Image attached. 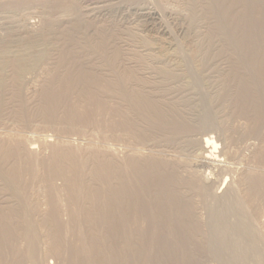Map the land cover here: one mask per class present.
I'll list each match as a JSON object with an SVG mask.
<instances>
[{"label":"bare ground","instance_id":"obj_1","mask_svg":"<svg viewBox=\"0 0 264 264\" xmlns=\"http://www.w3.org/2000/svg\"><path fill=\"white\" fill-rule=\"evenodd\" d=\"M108 1L102 5L106 14L109 15L108 12L111 13V10L117 8L122 12L130 8L138 17L144 19V22L157 24L159 34L167 38L170 35L168 27L161 20L160 10L151 6V0H118V3ZM80 2L81 0H47L45 4L49 10L75 11L76 16L72 13L75 19L73 17L70 21L62 17L64 21L58 22L55 20L58 18L56 15L55 19L46 18L42 21L44 24H41L38 32L35 31L42 42L45 39L42 36L46 37L45 35L52 32H55L54 36L57 38H54L57 42L65 36H72L74 40L75 36L78 38V41H75L78 48L76 53L61 52L62 46L58 45L59 48L54 49L52 46L51 51L45 50L42 55L30 59V62L29 59L20 57L22 62L24 59V64L13 57L15 54L12 56L5 51L0 53V110L7 104V112L14 116H0V186L7 192V197L6 194L0 195L10 199V202L6 201L9 203L6 210L1 208L3 211L0 212V237L13 244L9 237L14 235L9 236V233L14 229L8 231L10 223H5L7 218L13 217L17 227H14L15 233L20 239L18 248L15 241L13 248L17 249L11 251L14 253H11L13 259L17 260L10 264L66 263L63 258L60 260L63 254L60 255L58 249H63L64 245H60L59 234L67 231L75 238L71 240H75L79 245V258L86 261L90 260V257L100 258L102 264H123L124 261L119 260L113 263L108 259L107 262L101 261L104 254L102 249H99L103 246L104 237L101 238L100 235L105 234H99L101 224L105 227L112 226V229L119 226L121 231H128L126 238L123 236L124 240L121 239L125 246L121 247L124 246V250L126 248L131 255L133 252L134 260L149 259L147 255H143L146 252V244L142 241L141 231L144 229L146 232L151 231V244L156 246V250L165 251L167 246L181 250L183 248L184 254L180 259L187 264H264V44L257 42L256 48L260 49H257V52L261 53V47L263 49L261 56H258L257 52L252 55L249 50L250 43L249 48L242 51L243 44L249 42L250 37L254 38L250 32L246 33L249 28V31L254 30L250 26L256 22L253 19V11L262 17L256 26L260 29L259 38L264 39V0L183 1L189 14L185 18L186 26H179L180 30L184 28L190 34L193 53L190 55L183 52L180 55L186 60L188 70L194 74V77H191L197 92L181 84V73L169 64L167 56H156L155 49L150 46L151 43L154 45L153 42L150 39L149 43L147 39L139 37V28H132L134 25L125 26L127 22L122 26L113 20L101 25L96 24L97 21L94 24L91 21L92 24L86 25L87 18L91 16L87 17L85 14L90 11L87 10L86 13V10H83L85 14L82 13ZM163 11L172 14L167 9ZM201 16H209L212 19L218 35L222 34L225 38L228 31L232 35L231 38L234 37L235 44L231 42L230 47L233 52L232 62L236 64L237 69L230 71L234 72L230 82H224V79L221 82L219 76V80L213 82L211 75L215 71H212L210 76H205L212 86L208 105H211L213 113L210 115L208 130H213L218 135L213 137L206 133L202 139L197 140L192 136L194 130L191 126L207 124L206 116L209 114L204 110L201 116L195 118L198 121L193 119V122L189 123V112L195 106V100H204L197 77L198 74L204 75L207 69L206 60H209L208 52L212 51L214 43L217 44L216 39L214 42L213 33L206 35L197 29ZM67 17L68 14L65 18ZM5 20L7 21V18ZM31 21L25 19L23 22L27 31L28 27L34 29V23ZM65 25L67 26L64 27ZM51 35L53 37V34ZM254 41L255 44L256 40ZM170 42L165 43L169 45ZM7 49L8 47L5 48ZM120 51L124 54L121 58ZM10 52L12 53V50ZM91 55H97L98 58H91ZM257 57L260 58L259 62ZM22 71L23 79L18 81L16 76ZM255 73L261 75V84H256L255 79L260 78H255ZM73 97L76 98L75 101H72ZM4 110L3 107L1 112ZM98 110L109 112L110 117L97 115ZM119 111L124 113L125 118L112 120ZM35 114L44 119L40 121L42 126L40 127L39 123V127L53 129V132L57 133V137L54 134L56 138L38 135L36 144L33 136L23 133L22 128H34L36 123L29 119ZM9 121L20 125L21 129L13 124L19 130L11 131L7 128ZM81 122H86L89 126ZM123 125H127V129L113 133L114 128ZM37 128L35 129L38 130ZM30 130L32 132L33 129ZM70 133L86 138L75 142L68 135ZM94 136L106 139L105 145L96 142L97 137L96 144L93 143L91 137ZM109 137L113 142L108 141ZM209 146L217 148V153L212 154V149L205 150L204 147ZM38 167L44 169L41 170L45 172L44 183H39L41 179L37 178V182L34 178L32 171L37 172ZM52 176L61 178L64 181L62 185H55L51 181ZM81 177H84V180ZM63 195L66 202L61 204L63 202L60 203V197ZM166 215L171 217L166 224H162L166 231L164 234L158 233L153 227L156 218ZM171 221L175 222V227L184 230L185 237L179 243L170 237V233H173ZM71 224L74 227H70ZM149 227L150 231L147 230ZM114 232L111 233L114 235ZM45 236V240L49 241L48 245L51 243L49 248L47 245L48 251L53 256L57 254L54 258L58 257L53 262L44 261V254L39 252L42 248L38 249L39 238ZM3 240L2 245L5 242ZM41 242L43 244V241ZM120 249L122 248H119V252ZM64 251L67 252L66 249ZM123 254L114 255L116 259L127 260V256L123 257ZM12 256L9 254L8 257ZM5 262L7 261H1L0 264H7Z\"/></svg>","mask_w":264,"mask_h":264},{"label":"rangeland","instance_id":"obj_2","mask_svg":"<svg viewBox=\"0 0 264 264\" xmlns=\"http://www.w3.org/2000/svg\"><path fill=\"white\" fill-rule=\"evenodd\" d=\"M3 1V2H2ZM0 0V6L1 5H3V6H1L0 7V53L1 52H6V53H9V54H15V56H13V57H15V58H18L19 60H20V62L21 63H25V61H24V59H23V62L21 61L22 60V58H20V57H25V59H29L28 60V62H30L31 60L30 59H32L33 57H37V56H40V55H42L44 52H46V51H51V47L53 46V48L52 49H54V47L55 48H59V46L58 45H60V47L62 46L63 48H60V51L62 50L63 52H66V53H76V50L78 49L77 48V42H75V41H78L77 39L78 38H75V36H74V40H73V37L72 36H65V38L63 37L62 39H61V41H58L57 42V40H55V38H57V36L55 35L54 36V34H55V32L53 33H51V34H53V37H52V35L49 33V34H47V35H45L46 37H44V36H42L43 38H45V39H43V42H42V39H41V37L40 36H38V35H36V32H38V29L40 28V26H42L43 24H44V22H42V21H45L46 20V18H48L47 20H49L50 18L51 19H55L56 17H58L57 19H55L56 21H64V20H69L70 19V21L71 20H73V17H74V19H75V16H76V12L75 11H63V10H61V11H63V12H60V9H53V10H49V8H47V6H46V4L45 3H47V0H28V2H26L27 0H24V2H23V0H5V4H4V0ZM21 2V3H18V2ZM31 1V2H30ZM80 1V0H79ZM108 0H81V2H80V8H81V11H82V13H84L85 14V11L83 12V10H86V13L88 12L87 10H89L90 12L89 13H87V14H85L87 17H90V18H87L88 20L85 22L86 23V25H90V24H94V22L96 23V21H97V23L96 24H104V22H106V23H108V21H110V20H113V21H115L117 24L118 23H120V25H122V24H124L125 25V23H126V25L125 26H128V27H132L133 25V27L132 28H139V30H137L138 32V35H139V37L141 36L142 38H145V39H147L148 40V42L149 43H151V42H153V44L154 45H152V43H151V47H153V49H155V54H156V56L158 57V58H160V57H163V56H167L166 58H168L170 61H169V64L172 66V67H174V68H177L178 69V71L181 73V76H182V78H183V82H181V84L183 85V86H186V87H188L190 90H194L195 92H197V88H196V86L194 85L195 84V82H194V79H193V75L194 74H192L191 73V71H190V69L188 70V65H186L187 64V62H185L186 60H184V58H182V54H183V52L185 53V52H188L187 54H190L191 55V53H193L192 51H193V49L191 48L193 45H191V42H190V39H189V37H190V34H188V32H187V30L185 31L184 30V28H183V30H180V26H182V27H184V25H185V18L187 17V15L189 14V10H188V8H187V6L186 5H184V3H183V1L184 0H151V1H149L150 3H151V6H153V7H156L157 9H159L160 10V12H161V15H162V17H161V20H162V22L164 23V25L165 26H167L168 27V32H169V36H168V38L167 37H165L164 35H161V34H159V32H158V25L157 24H154V23H151V22H147V21H145L144 22V19H142V18H140V17H138L137 16V14L136 13H134L133 12V10L132 9H130L129 8V10L128 9H125V10H123V11H125V12H122V11H120L118 8H117V10L115 9L114 11H112L111 10V13L110 12H108L109 13V15L108 14H106L105 12H104V7L102 8V5H104V4H107L108 2H107ZM33 2V3H32ZM83 2V3H82ZM84 2H86V3H84ZM110 2H114V3H118V0H111ZM11 5H10V4ZM17 3V4H16ZM22 3H24V4H26L25 6H24V4H22ZM37 3V4H36ZM89 3V4H88ZM112 3H110V5L112 4ZM7 4H8V6H7ZM17 6H15V5ZM20 4H22V6L20 5ZM98 4V5H97ZM153 4V5H152ZM32 5H33V7H32ZM37 5V6H36ZM96 5H97V7H96ZM109 5V4H108ZM118 4H116V6H117ZM10 6V7H9ZM12 6V7H11ZM21 6V7H20ZM31 6V7H30ZM35 6V7H34ZM6 7H8V9L6 8ZM39 7V8H38ZM88 7V8H87ZM95 7H96V9H95ZM99 7V8H98ZM106 7V6H105ZM6 8V9H5ZM86 8V9H85ZM91 8H94V9H91ZM98 8V9H97ZM34 9V10H33ZM164 9H167V11H171L172 12V14H168V13H166V11H163ZM32 10H33V12H32ZM37 11V12H36ZM93 11V12H92ZM100 11H101V13H100ZM116 11V12H115ZM118 11V12H117ZM33 14H32V13ZM50 12V13H49ZM68 12H70V14L68 13ZM97 14H96V13ZM119 12H121V13H119ZM177 12V13H176ZM75 14V16H73V14ZM116 13V14H115ZM166 13V14H165ZM31 14H32V17H31ZM51 14V15H50ZM54 14V15H53ZM63 14V15H62ZM67 14H68V17H67V19L65 18V16H67ZM92 14V15H91ZM96 14V15H95ZM119 14V15H118ZM121 14V15H120ZM131 14V15H130ZM135 14V15H134ZM36 15V16H35ZM40 15V16H39ZM52 15H53V17H52ZM57 15V16H56ZM65 15V16H64ZM101 17H100V16ZM128 15V16H127ZM172 15V16H171ZM185 15V16H184ZM191 15V14H190ZM28 16H30V17H28ZM35 16V17H34ZM48 16H50V17H48ZM56 16V17H55ZM69 16H70V18H69ZM97 17V18H95V17ZM122 16V17H121ZM26 17V18H25ZM60 17V18H59ZM63 17V18H62ZM92 17H94V18H92ZM100 17V18H99ZM169 17V18H168ZM177 17V18H176ZM183 17V18H182ZM3 18V19H2ZM7 18V21L5 20ZM10 18H12L13 20H15L14 22H13V20L11 19L10 20ZM22 18V19H21ZM31 18H32V21H31ZM40 18V19H39ZM64 19V20H62V19ZM93 20H92V19ZM166 20H165V19ZM175 18V19H174ZM18 19V20H17ZM25 19H30V21L32 22V23H34V26L37 28H35L34 26L32 27V28H34V29H31V27L29 28L28 27V31L31 29V31H29V33H28V31H27V28H25L26 26H24V20ZM44 19V20H43ZM89 19H91L90 21H89ZM98 19V20H97ZM180 19V20H179ZM182 19H184V20H182ZM253 19H255V21L256 22H254V24H252V25H250L251 27H253L254 28V30L252 31V29L249 31V29H248V31H246V33L248 34L249 32V34H252V36H254V38H252V37H250V41L249 42H246L245 43V45L243 44V46H242V51H245V49L246 48H249V46H248V44L250 43L251 45H250V48H249V50H251V52H252V55L253 54H257V53H259V52H257L258 50H260L259 48H256V46H258V43H260L261 45L262 44H264L263 43V40H261V38H259V27L258 26H256V25H258V20H260V19H262V17L261 16H258V14L256 13V11H253ZM4 20V21H3ZM11 22H10V21ZM35 20V21H34ZM95 20V21H94ZM127 20V21H126ZM138 20V21H137ZM165 20V21H164ZM177 20V21H176ZM5 21H6V23H5ZM40 21V22H39ZM89 21V22H88ZM91 21H92V23H91ZM125 21V22H124ZM170 21V22H169ZM175 21V22H174ZM16 22H17V24H16ZM19 22V23H18ZM100 22V23H99ZM168 22V23H167ZM21 23V24H20ZM43 23V24H42ZM105 23V24H106ZM178 23V24H177ZM183 23V24H182ZM10 24H11V26H10ZM36 24V25H35ZM42 24V25H41ZM130 24V25H129ZM132 24V25H131ZM136 24V25H135ZM7 25H9L8 27H7ZM68 25V24H67ZM67 25H65L64 27H66ZM180 25V26H179ZM3 26V27H2ZM6 26V27H5ZM15 26V27H14ZM38 26V27H37ZM123 26V25H122ZM153 26V27H152ZM179 26V27H178ZM186 26V25H185ZM4 27H5V29H4ZM11 27V28H10ZM6 28H8V29H6ZM21 28V29H20ZM23 28V29H22ZM25 28V29H24ZM13 29V30H12ZM14 29L15 30H17V31H14ZM197 29L198 30H202L206 35L208 34H210V33H213L212 35L215 37H213L214 38V42H215V39H216V43L218 44V42H219V40H220V42H219V44L217 45V44H215L214 42V45L212 46L213 47V49H212V51L209 53L208 51H206V53L208 52V56H209V60H206L207 62H206V64H205V66L207 65H211L210 66V68H209V66L207 67L206 66V68L208 69H206L205 71H204V75H199L198 74V77H197V80H198V83H199V86L200 87H202V90H203V101H202V99L201 100H195V103H194V105L195 106H193L191 109H190V112H189V117H190V120H188L189 121V123H192L193 121V119H194V121H198V120H196L195 118H197V117H199V116H201L202 115V113H203V111L205 110L208 114H209V116H206V118H207V124H202V126H194V125H192L191 126V129H193L194 130V132H193V134H192V136L193 137H196V139L198 140H200V139H202V137H203V135L204 134H208L209 133V135H212L213 137H216L217 135H216V133H215V131H213V130H208V128L210 127V122H211V119H210V115L213 113V109H212V107H211V105H208L209 104V101H208V95L210 94L209 92H210V86L211 85H209V83L207 82V80H206V75H208V76H210L211 75V72L212 71H215V72H212V75L211 76H213V78L212 79H214L213 80V82H217L219 79V77H220V80H221V82H223L222 80L224 79V82H226V80H228L229 82L231 81V79H232V75H233V73L234 72H230L231 70L232 71H235L237 68H236V64H234V62H232V55H233V52H232V50H231V47H230V44H231V42H233L234 44H235V42L233 41V39H234V37L233 38H231L232 37V35H230V33L228 32V31H226V36H225V38H223L222 37V34L221 35H218L217 34V30L215 29V26H214V24H213V21H212V19L209 17V16H201V21H199L198 22V24H197ZM2 30H4V31H2ZM8 30V31H7ZM12 31V32H10L9 33V31ZM20 31V32H19ZM36 31V32H35ZM156 31V32H155ZM184 31L186 32V33H184ZM8 32V33H7ZM18 33V34H16V33ZM140 32V33H139ZM173 32V33H172ZM3 33V34H2ZM22 33H24V34H22ZM5 34V35H4ZM9 34V35H8ZM27 34V35H26ZM12 35V36H11ZM17 37H16V36ZM26 35V36H25ZM48 35H50L51 37L49 38V36ZM172 35V36H171ZM8 36V37H7ZM19 36H20V38H19ZM32 36V37H31ZM37 37V39L35 38V37ZM48 36V37H47ZM171 36V37H170ZM211 36V35H210ZM4 37H5V39H4ZM6 37L8 38V39H6ZM24 37H28V39H26V38H24ZM31 37V38H30ZM39 37V38H38ZM55 37V38H54ZM70 37V38H69ZM180 37V38H179ZM187 37H188V39H187ZM4 39V40H2V39ZM13 38V39H12ZM18 39V43H17V39ZM24 38V39H23ZM30 38V39H29ZM47 38V39H46ZM53 38V39H52ZM154 38V39H153ZM156 38V39H155ZM213 38H210L211 40H213ZM11 39V40H10ZM26 39V40H25ZM68 39V40H67ZM150 39H151V42H150ZM158 39H159V41H158ZM164 39V40H163ZM168 39V40H167ZM186 39V40H185ZM209 39V40H210ZM16 40V41H15ZM38 40V41H37ZM49 42H48V41ZM67 40V41H66ZM71 40H73V41H71ZM218 40V41H217ZM254 40H256V43L254 44ZM4 41V42H3ZM11 41V42H10ZM13 41V42H12ZM24 42V43H22V42ZM29 43H28V42ZM32 41H34V43L35 44H33V42ZM36 41V42H35ZM52 42V44H51V42ZM53 41H55L56 42V44H55V42H53ZM168 41H171L170 42V44L168 45V44H166ZM254 41V42H253ZM260 41V42H259ZM2 42V43H1ZM39 42H40V44H39ZM59 42H60V44H59ZM166 42V43H165ZM188 42V43H187ZM258 42V43H257ZM8 43H10V44H8ZM13 43V44H12ZM16 43V44H15ZM21 43V44H20ZM30 43H32V44H30ZM36 43H38V44H36ZM43 43V44H42ZM63 43H65V44H63ZM74 43V44H73ZM75 43H76V46H75ZM3 44H4V46H3ZM50 44V45H49ZM242 44V43H241ZM257 44V45H256ZM259 44V46L261 47V45ZM11 45V46H10ZM22 45V46H21ZM24 45H25V47H24ZM34 45V46H33ZM37 45V46H36ZM39 45V46H38ZM44 45H46V46H44ZM57 45V46H56ZM71 45H72V47H71ZM138 45H139V43H138ZM159 45V46H158ZM190 45H191V47H190ZM8 47V49L10 50H12V53L7 49V50H5V48H7ZM17 46V47H16ZM18 46H20V47H18ZM32 48H31V47ZM50 46V47H49ZM67 46H69V47H67ZM156 46V47H155ZM162 46V47H161ZM179 46V47H178ZM181 46V47H180ZM218 48H217V47ZM10 47V48H9ZM11 47H13V48H11ZM16 47V48H15ZM24 47V48H23ZM28 47H30V48H28ZM46 47H48L47 49H46ZM72 48V51H70L71 50V48ZM158 47V48H157ZM160 47V48H159ZM214 47H216V50H215V48ZM2 48H4V49H2ZM44 48V49H43ZM64 48H65V51H64ZM77 48V49H76ZM187 48V49H186ZM190 48V49H189ZM30 49H32V51L30 50ZM34 49V50H33ZM40 49L42 50V51H40ZM49 49V50H48ZM186 49V50H185ZM192 49V50H191ZM258 49V50H257ZM28 50H30V51H28ZM40 52H39V51ZM46 50V51H45ZM74 50V51H73ZM122 50V49H121ZM163 50V51H162ZM189 50H190V52H189ZM248 50V51H249ZM261 53L263 52V49H262V47H261ZM17 53H16V52ZM61 51V52H62ZM123 51V50H122ZM122 51H120V54L122 55V56H120V54L118 55V56H120V58L121 57H123V52ZM165 51V52H164ZM176 51V52H175ZM182 51V52H181ZM22 52V53H21ZM24 52H26V53H24ZM29 52V53H28ZM38 52V53H37ZM42 52V53H41ZM178 52V53H177ZM181 52V53H180ZM216 52V53H215ZM257 52V53H256ZM24 53V54H23ZM164 53V54H163ZM212 53V54H211ZM216 55H215V54ZM261 53H259L258 54V56L261 54ZM29 55V56H27V55ZM33 54V55H32ZM34 54H36V55H34ZM158 54V55H157ZM169 54V55H168ZM176 54H178V55H176ZM181 54V55H180ZM172 55V56H171ZM173 55H174V57H173ZM19 56V57H18ZM28 58H27V57ZM169 56V57H168ZM175 56H177V58L175 57ZM261 56V55H260ZM31 57V58H30ZM171 57V58H170ZM180 57V58H179ZM231 57V58H230ZM91 58H98V56L97 55H91ZM118 58V57H117ZM174 59V60H173ZM181 59V60H180ZM257 59H258V62L260 61L259 59V57H257ZM99 60V59H98ZM117 60H119V58L117 59ZM226 60L229 62H226ZM181 61V62H180ZM224 62H225V66L227 67H225V66H223V64H224ZM232 62V63H231ZM181 63V64H180ZM208 63V64H207ZM1 64H2V62L0 61V66H1ZM229 64V65H228ZM233 64V65H232ZM192 65V64H191ZM232 67H231V66ZM234 66V67H233ZM215 67V68H214ZM218 67V68H217ZM224 67V68H223ZM184 68H186V69H184ZM213 68V69H212ZM231 68V69H230ZM234 68H235V70H234ZM212 69V70H211ZM219 69V70H218ZM220 69H221V71L222 72H220L219 73V71H220ZM227 69V70H226ZM230 69V70H229ZM211 70V71H210ZM216 70H217V73H216ZM188 71L192 74H190V73H188ZM227 73V75L225 74V72ZM24 71H22V72H19L18 74H17V80L18 81H22V79H23V75H24V73H23ZM207 72V73H206ZM221 73H222V75H221ZM190 74V75H189ZM217 74V75H216ZM257 73H255V75H256ZM215 75V76H214ZM1 76H2V74H1V72H0V82H1ZM191 76H193V77H191ZM197 76V75H196ZM217 76V77H216ZM219 76V77H218ZM186 77V78H185ZM216 77V78H215ZM226 77V78H225ZM227 77H231L230 78V80H229V78H227ZM257 77H259L260 79V81L258 80V79H255V80H257V82H256V84H258V83H260L261 84V81L263 82V80L261 79V75L260 74H257L256 76H255V78H257ZM190 80V81H189ZM193 80V81H192ZM211 89H212V86H211ZM197 98H198V96H197ZM75 97H73L72 98V101H75ZM201 101V102H200ZM3 103V102H2ZM3 104H5V102L3 103ZM109 106V105H108ZM202 106V107H201ZM3 107H4V111L3 112H1L2 111V109H3ZM3 107H2V109L0 110V116H2V115H4V116H9L10 118H12V117H14V116H12L10 113H8L7 112V104L4 106L3 105ZM99 111V110H98ZM97 111V115H104V116H106V117H110V114H109V112H101V111H99L98 112ZM7 112V113H6ZM7 114V115H6ZM197 115V116H196ZM32 116V118L31 119H29V120H31L33 123H36V124H38V126H35L34 125V128H31V127H29L30 129H33L32 130V132H31V130L29 129V128H22V129H24V131H23V133H25V134H27V135H30V136H33L34 137V142L36 143V144H38V142H37V136L39 135V137L41 136L42 137V135L44 136H50V138H56L57 137V133H54L53 132V129H51V128H48V127H46V126H44L43 128H40L41 126H42V124L40 123V121L41 120H44L43 119V117H40V116H37L36 114L35 115H31ZM115 117L114 118H111L112 120H117V119H121V118H125V115H124V113L123 112H121V111H119L116 115H114ZM16 120H18V121H20V119H17L16 118ZM200 122V121H199ZM198 122V123H199ZM11 123H12V125H11ZM20 123H22V121H20ZM39 123H40V127H39ZM81 123H83V122H81ZM13 124H16V123H14V122H7V125H8V129H10L11 131L12 130H19V129H21V127H20V125L18 126V124H16L15 125V127H20L19 129H17V128H15L14 127V125ZM83 124H85L86 126H89V125H87V123L86 122H84ZM215 124V123H214ZM9 125H11V126H9ZM14 127V128H13ZM36 127H38L37 129L38 130H36L35 128ZM47 128V129H46ZM124 128H126L127 129V125H123L122 127H116V128H114L113 130V133H119V132H123L124 130H122V129H124ZM1 129V128H0ZM25 129H29V130H25ZM39 129H40V131H39ZM44 129V130H43ZM50 129V131H46V130H49ZM128 129H129V127H128ZM217 129V127H216V124H215V130ZM35 130V131H34ZM51 130H52V132H51ZM28 131V132H27ZM37 131V132H36ZM207 131H209V132H207ZM214 132V133H213ZM53 133V134H52ZM106 133H109V132H106ZM210 133H212V134H210ZM35 134H36V136H35ZM47 134V135H46ZM50 134V135H49ZM51 134H52V136H51ZM56 135V137H55V135ZM73 133H70V134H68V135H70V137H72L71 139L72 140H74L75 142H79V141H83V139H85L86 137H84V136H81V135H79V134H73ZM78 136H80V138L78 137ZM78 137V138H77ZM97 137V138H96ZM49 138V137H48ZM82 138V139H81ZM95 138H96V140H95ZM91 139H92V141H93V143H95L96 144V142H98L99 144H104L105 145V143H106V139H104L103 137H100V136H94V137H91ZM79 140V141H78ZM96 141V142H95ZM104 141V142H103ZM110 143L111 142H113L112 141V139H110V137H109V140H108ZM97 143V144H98ZM201 143V142H200ZM104 145H103V147H104ZM212 147V148H211ZM205 148V150L207 149V150H210V149H212L210 152L212 153V154H215V153H217V148H215L214 146H209V147H204ZM202 151V150H201ZM208 168H209V166H207ZM211 167V166H210ZM39 168V169H38ZM37 169V172H34V171H32L33 172V174H34V178L35 179H37V178H39V179H41L40 181H39V179H37V182L39 181V183H44V181H45V179H46V177L44 176V171H41L43 168L42 167H38ZM201 169H202V167H200ZM199 168V169H200ZM213 168V167H212ZM44 170V169H43ZM88 175V174H87ZM58 178V179H57ZM81 178H83V180H84V177H81ZM54 179V180H53ZM29 180H30V178H29ZM51 181L55 184V185H59V186H61L62 185V183L64 182L63 180H61V178H59V177H54V176H52L51 177ZM59 181V182H58ZM63 181V182H62ZM27 182V181H26ZM30 182H32L31 180H30ZM94 186H95V184H93ZM103 186H105V185H103ZM98 186H96V188H97ZM101 187H102V185H101ZM0 194L1 195H4L5 196V194L7 193L4 189H2V187L0 186ZM3 191V193L4 194H2V191ZM0 195V212L2 213V211L3 210H6L5 208L8 206V202H10V199H5V197H7V194H6V196L4 197V196H1ZM4 197V198H3ZM64 198V199H63ZM5 199V200H4ZM60 199H61V201H60V203L61 202H63V203H61V204H64L65 202H66V200H65V197H64V195H63V197H60ZM62 199H63V201H62ZM8 200V202L6 203V201ZM65 201V202H64ZM7 204V205H6ZM1 205L2 206H4V205H6V206H4V207H1ZM3 210H2V209ZM65 218V217H64ZM171 217H169V215H166V216H159V217H157L156 219H157V221H156V224H154L153 225V227H154V230L156 229L157 231H158V233H162V234H164L165 233V231H166V227H164L163 225L164 224H166L167 223V221L170 219ZM62 219V218H61ZM125 219H127V218H125ZM9 220H10V222H9ZM63 220V219H62ZM11 221H13V222H11ZM125 221V220H124ZM3 222H5V221H3ZM2 222V223H3ZM12 223V225L10 226V224H8V223ZM71 222V221H70ZM127 221H125V223H126ZM5 223H7L8 225H9V227H8V231L10 230V229H14V230H10L11 231V233H9V236L10 235H14V236H12V237H14L15 238V236H16V238L14 239H12V237H9V240L11 241V240H13V241H11L13 244H15V241H16V247L19 245V237H17L18 236V234L17 233H15L16 231H15V228L17 229V227H16V220L14 221V219H13V217L10 219V218H7L6 219V222ZM118 223V222H117ZM171 223H172V225H173V228H171L172 229V231H173V233H170L171 234V239L172 240H174L176 243H179V241L180 240H182L184 237H185V235H184V230L182 231L180 228L178 229L177 227H175L174 225H175V222L174 221H171ZM118 224H120V223H118ZM151 224V223H150ZM163 224V225H162ZM6 225V224H5ZM102 225V227H99V229H101V231H100V233L99 234H101L102 232H103V236H101L100 235V237L102 238V237H104L103 238V241H102V243H103V246H101L100 247V249L99 250H101L102 251V254H104L103 256V258H102V260L101 261H108V260H110V262L111 263H113V262H117L118 260L119 261H127L125 264H187V262H185L183 259H180L181 258V255H183L184 254V249L182 248V250L180 249V248H175L174 246H167V248H165V251L163 250V249H157L156 250V246L155 245H153V244H151V241H152V237H151V235H152V233H151V231H150V229H151V227H149L147 230H149L150 232H146V231H144V229L141 231V236H142V241H143V243H145L146 244V252H145V254L143 253V255H147L148 257H149V259H150V261H149V259H148V261H147V259H144V260H138V259H136V260H134L135 258H134V256H132V255H134V253L133 252H131L132 253V255L129 253V252H127V250H126V248H125V250H124V246H125V244H122V243H124V242H122L121 241V239L122 240H124V237L126 238V235H127V233H128V231L126 232V230L125 231H121V228H118L119 226H117V228L116 229H112V226H106L105 227V225L104 224H101ZM73 225L71 224V226L70 227H72ZM11 227V228H10ZM15 227V228H14ZM74 227V226H73ZM106 229H105V228ZM109 228V229H108ZM76 230H77V228H75ZM84 229H86V228H84ZM109 231H108V230ZM119 229V230H118ZM103 230V231H102ZM106 230V231H105ZM117 231V233H116V231ZM115 231V232H114ZM13 232V233H12ZM111 232H114V235H113V233H111ZM122 232H124V234L122 233ZM126 232V233H125ZM176 233L178 234V236H176ZM180 233V234H179ZM16 234V235H15ZM61 234H63V235H61ZM64 234H67V235H64ZM72 234L69 232V231H67V233L65 232H61L60 234H59V237H60V239H61V241H60V245L63 243L64 245L62 246L63 247V249H58L59 250V252H60V255L61 254H63L61 257H60V260L63 258L64 259V261L66 262V263H64V264H70V263H72V264H102L99 260H100V258H93L92 259V257H90L89 259L90 260H92V261H90V260H84V259H82L81 257L79 258L78 257V247H79V245L78 244H76L75 243V240L74 241H72L71 240V238L72 239H75L74 237H72L71 236ZM105 235H106V237H107V239H106V237H105ZM122 235V236H121ZM124 236V237H123ZM161 236V235H160ZM62 237V238H61ZM123 237V238H122ZM2 237H0V246L2 247H0V254H1V257H0V259H3L4 261H7V262H5V263H7L8 264V262H9V264H10V262L12 263V261H16L15 259H13L14 258V256H12L11 255V251H13V250H16L17 248H13V247H15V245H13V244H10L9 243V241L7 240L6 241V238H4V240H3V238L1 239ZM45 238H46V236L45 237H40L39 238V242H38V249H40V248H42L41 249V251H39L40 252V254L42 255V254H44L43 256H45V257H43V260L44 261H47V262H53V260L55 261L58 257L56 256V258H54V256L55 255H57V254H54V256L52 255V253L50 252V251H48L49 249V245L51 244V243H49V245H48V242H47V239L45 240ZM110 238V240H108ZM117 238V239H116ZM19 239V240H18ZM64 241H63V240ZM68 239V240H67ZM2 240L3 241H5L4 243H3V245H2ZM44 240H45V243H44ZM71 240V241H70ZM107 241V243L105 242V241ZM115 240H117V241H115ZM41 241H43V244H41L42 242ZM63 241V242H62ZM68 243H67V242ZM65 242V243H64ZM114 242V243H113ZM72 243V244H71ZM102 243H101V245H102ZM108 245H106V244ZM9 244H10V246H9ZM66 244V245H65ZM113 244H114V246H113ZM8 245V246H7ZM13 245V246H12ZM42 245H44V246H42ZM45 245H46V248H45ZM47 245H48V248H47ZM72 245V246H71ZM117 245H118V247L119 248H122L124 251H122V249H120V252L118 251L119 250V248L117 247ZM122 245H124L123 247H121ZM20 246H21V243H20ZM19 246V247H20ZM65 246V247H64ZM68 246V247H67ZM6 247V248H5ZM11 247V248H10ZM40 247V248H39ZM67 247V248H66ZM74 247V248H73ZM169 247H170V249H169ZM9 248V249H8ZM13 248V249H12ZM107 248H110V249H107ZM173 248V249H172ZM64 249H66V251L67 252H65L64 251ZM107 249V250H106ZM60 250H62V251H60ZM107 251V253H106V251ZM180 250L182 251V252H180ZM9 251V252H8ZM47 251V252H46ZM74 251V252H73ZM105 251V252H104ZM123 253H125V254H123ZM126 251V252H125ZM168 253H167V252ZM175 251V252H174ZM44 252H46V253H44ZM54 252V251H53ZM62 252V253H61ZM104 252V253H103ZM156 252H158L157 254L158 255H156ZM6 253H8V254H6ZM76 253V254H75ZM116 253H120V254H123V257H125V256H127V257H125V258H127V260H125L124 258H123V260L122 259H116L115 257H116V255H114V254H116ZM126 253H128V254H126ZM170 253V254H169ZM9 254H10V256H12V257H8L9 256ZM12 254H14V253H12ZM46 254V255H45ZM51 254V255H50ZM66 254V255H65ZM71 254H73V255H71ZM107 254H108V256H107ZM110 254H113V255H111L110 256ZM166 254V255H165ZM172 254V255H171ZM48 255V256H47ZM170 255V256H169ZM50 256V257H49ZM51 256H53V257H51ZM113 256H114V258H113ZM122 256V255H121ZM156 256V257H155ZM3 257V258H2ZM8 257V258H7ZM65 257V258H64ZM67 257V258H66ZM69 257V258H68ZM173 257V258H172ZM12 260H11V259ZM49 258V259H48ZM113 258V259H112ZM170 258V259H169ZM6 259V260H5ZM42 259V258H41ZM47 259V260H46ZM62 259V260H63ZM74 259V260H73ZM78 259L81 261H78ZM108 259V260H107ZM130 259V260H129ZM156 261H154V260ZM3 260H0V262L2 261V263H4V261ZM51 260V261H50ZM70 260V261H69ZM114 260H116V261H114ZM183 260V261H182ZM69 261V262H68ZM118 261V262H119ZM137 261V263H135ZM170 261V262H169ZM171 261H172V263H171ZM85 262H87V263H85ZM124 262H123V264H124ZM149 262V263H148ZM154 262V263H153ZM176 262V263H175ZM183 262V263H182ZM214 264H216V263H214ZM245 264V263H244ZM247 264H251V263H247Z\"/></svg>","mask_w":264,"mask_h":264}]
</instances>
